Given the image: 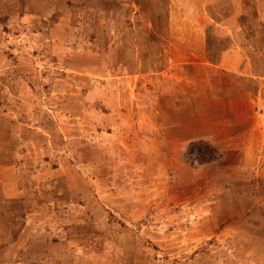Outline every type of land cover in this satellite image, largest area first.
Instances as JSON below:
<instances>
[{
    "label": "rangeland",
    "instance_id": "1",
    "mask_svg": "<svg viewBox=\"0 0 264 264\" xmlns=\"http://www.w3.org/2000/svg\"><path fill=\"white\" fill-rule=\"evenodd\" d=\"M0 264H264V0H0Z\"/></svg>",
    "mask_w": 264,
    "mask_h": 264
},
{
    "label": "trees",
    "instance_id": "2",
    "mask_svg": "<svg viewBox=\"0 0 264 264\" xmlns=\"http://www.w3.org/2000/svg\"><path fill=\"white\" fill-rule=\"evenodd\" d=\"M188 150L189 154H196L195 160L201 162L213 159L215 151V149L210 144L203 140L192 143Z\"/></svg>",
    "mask_w": 264,
    "mask_h": 264
}]
</instances>
